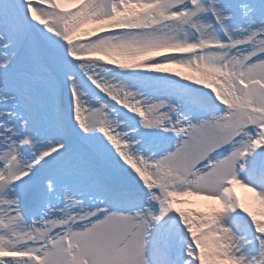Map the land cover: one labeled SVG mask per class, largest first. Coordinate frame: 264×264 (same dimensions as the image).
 <instances>
[{"label": "snow or ice", "instance_id": "obj_1", "mask_svg": "<svg viewBox=\"0 0 264 264\" xmlns=\"http://www.w3.org/2000/svg\"><path fill=\"white\" fill-rule=\"evenodd\" d=\"M0 264H264V0H0Z\"/></svg>", "mask_w": 264, "mask_h": 264}, {"label": "bare ground", "instance_id": "obj_2", "mask_svg": "<svg viewBox=\"0 0 264 264\" xmlns=\"http://www.w3.org/2000/svg\"><path fill=\"white\" fill-rule=\"evenodd\" d=\"M171 71L175 72V71H180L185 75V71L186 69H172ZM234 193L236 196L241 198V203L248 207L250 210H253L254 208L261 211V208L259 206V203L256 199V197L253 195V193L249 192L248 190L244 189V188H239L237 186L234 187ZM191 201H193V204L191 206H188V204L181 206V208H195L196 206L200 205L202 207H200L201 209L207 208V211H210L213 207H215V205L212 204V202L206 201L202 198H196L194 196V198L190 199ZM209 209V210H208Z\"/></svg>", "mask_w": 264, "mask_h": 264}, {"label": "rangeland", "instance_id": "obj_3", "mask_svg": "<svg viewBox=\"0 0 264 264\" xmlns=\"http://www.w3.org/2000/svg\"><path fill=\"white\" fill-rule=\"evenodd\" d=\"M72 7H74V5H72V4H65V8H66V9L71 10ZM199 207H202V206H199ZM254 210L256 211L257 214H259V213L261 212V211L255 209V208H254L252 211H254Z\"/></svg>", "mask_w": 264, "mask_h": 264}]
</instances>
